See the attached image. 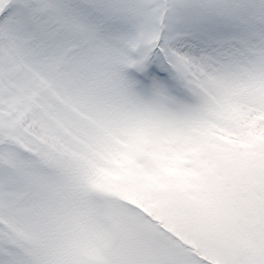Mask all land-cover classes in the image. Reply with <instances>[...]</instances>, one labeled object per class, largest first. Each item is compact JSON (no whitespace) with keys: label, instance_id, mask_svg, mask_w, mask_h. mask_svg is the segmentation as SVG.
Segmentation results:
<instances>
[{"label":"snow or ice","instance_id":"6c2138e0","mask_svg":"<svg viewBox=\"0 0 264 264\" xmlns=\"http://www.w3.org/2000/svg\"><path fill=\"white\" fill-rule=\"evenodd\" d=\"M0 264H264V0H0Z\"/></svg>","mask_w":264,"mask_h":264}]
</instances>
